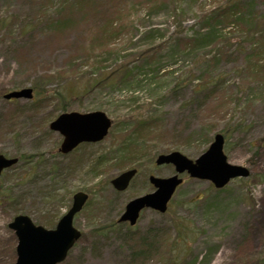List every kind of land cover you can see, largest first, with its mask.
<instances>
[{"label": "rangeland", "instance_id": "374dc122", "mask_svg": "<svg viewBox=\"0 0 264 264\" xmlns=\"http://www.w3.org/2000/svg\"><path fill=\"white\" fill-rule=\"evenodd\" d=\"M94 111L109 135L60 154L51 122ZM217 134L248 178L184 174L166 213L118 223L150 175L176 173L157 156L196 160ZM0 154L20 159L0 178V264L17 260L15 216L53 229L77 192L83 236L59 264H264V0H0Z\"/></svg>", "mask_w": 264, "mask_h": 264}, {"label": "water", "instance_id": "95a60500", "mask_svg": "<svg viewBox=\"0 0 264 264\" xmlns=\"http://www.w3.org/2000/svg\"><path fill=\"white\" fill-rule=\"evenodd\" d=\"M11 98H32L31 89L14 91L5 95ZM111 122L103 112L80 114L77 112L61 115L52 122L50 128L65 136L61 151L67 153L81 142H96L102 140L108 133ZM224 137L217 135L215 141L196 162L189 160L180 152L160 155L157 164L173 163L178 173L188 171L192 177L211 180L216 187L225 186L231 179L247 177L249 171L240 166L230 165L223 153ZM17 159H7L0 155V176L4 169L14 165ZM136 170L123 172L112 181L118 191L127 189ZM151 183L157 188L152 194L137 198L126 206V211L120 221H130L135 225L140 211L152 208L164 213L167 204L176 188L182 183L178 175L170 178L151 177ZM88 196L82 192L74 197L71 210L60 220L55 230H46L36 226L28 216H17L9 227L15 231L18 238L16 264H57L63 261L69 250L80 238L81 233L73 227V219L87 201Z\"/></svg>", "mask_w": 264, "mask_h": 264}, {"label": "trees", "instance_id": "16d2710c", "mask_svg": "<svg viewBox=\"0 0 264 264\" xmlns=\"http://www.w3.org/2000/svg\"><path fill=\"white\" fill-rule=\"evenodd\" d=\"M251 2H252V0H251ZM212 31H215V29H212ZM24 158L27 159V156H25Z\"/></svg>", "mask_w": 264, "mask_h": 264}]
</instances>
